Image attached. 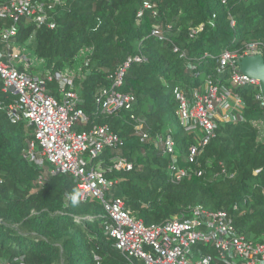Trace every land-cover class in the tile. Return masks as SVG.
<instances>
[{
	"label": "trees",
	"instance_id": "16d2710c",
	"mask_svg": "<svg viewBox=\"0 0 264 264\" xmlns=\"http://www.w3.org/2000/svg\"><path fill=\"white\" fill-rule=\"evenodd\" d=\"M142 1L61 0L52 12L54 29L21 19L8 46L26 48L29 74L75 75L79 108L88 121L73 129L86 132L107 125L121 138L120 149L104 151L102 165L110 166L113 155L132 163L131 171H107L106 178L115 182L109 196L122 198L136 219L145 225L184 220L192 207L201 205L226 211L239 232L258 241L264 235V140L255 122L264 113L254 100L257 90L231 87L227 74L218 72V59L224 51L241 52L264 41V0H149L157 14L145 11L136 20ZM5 2L0 0V5ZM10 25L9 19L0 18V32ZM153 26L164 33L163 39L151 35ZM4 50L0 43V52ZM138 55L145 62L130 64L118 91L135 96L131 113L145 121L152 137L172 135L177 165L191 168L178 183L170 181V159L134 135L130 112L108 117L94 103L97 91L111 85L108 76ZM34 62L37 66L32 67ZM17 69L24 70L21 65ZM206 82L224 86L242 100V121L218 123L215 138L190 165L184 157L195 140L179 123L178 95ZM49 87L54 89L53 84ZM11 98L2 92L0 81V104ZM31 139V127L11 124L0 111V260L143 264L127 259L105 235L111 223L99 200L80 201L70 175H51L48 163L44 170L25 159Z\"/></svg>",
	"mask_w": 264,
	"mask_h": 264
},
{
	"label": "built area",
	"instance_id": "2783aa9c",
	"mask_svg": "<svg viewBox=\"0 0 264 264\" xmlns=\"http://www.w3.org/2000/svg\"><path fill=\"white\" fill-rule=\"evenodd\" d=\"M61 4V0H6L0 5V18L11 21V25L0 32V43L5 45V50L0 52V81L2 92L13 96L7 105L0 104V111L5 112L11 124L23 122L32 128L33 139L27 142L25 159L44 170L48 163L51 175H70L80 201L99 200L111 223L104 233L127 259L143 264H264V235L258 241L246 237L236 229L232 216L226 211H210L196 205L187 219L145 225L130 214L122 198L109 196L115 182L106 178V172L132 170V163L120 155L108 159L110 166L104 168L102 165L104 151L120 149L121 138L107 125L86 132L74 131L76 124L88 121L79 108L82 101L75 91V76L67 72L28 74L18 71L13 63L25 60L8 46L18 33L17 24L21 19L54 29L52 12ZM145 11L157 14L153 4L143 0L136 20L142 18ZM230 23L233 25L232 21ZM163 34L157 26L152 27L151 35L163 39ZM193 34L192 31L191 36ZM252 55L264 57V41L248 44L241 52L224 51L218 59V72L227 74L231 87L257 90L254 100L264 113V98L258 81L240 73L238 67L241 58ZM142 62L145 59L141 55L128 57L108 76L111 85L97 91L94 103L104 116L130 112L134 135L141 143H151L154 149L170 159V181L178 183L190 175L191 168L177 165L172 135L165 133L152 137L145 121L131 113L135 96L118 91L130 64ZM51 84L53 90L49 87ZM243 108L239 97L224 86L209 82L189 94L180 92L178 119L185 132L195 140L186 150L185 162L196 163L202 149L215 138L218 123L242 121ZM195 174L202 176L203 171L196 170ZM80 220L75 217V221ZM0 264L11 263L0 260Z\"/></svg>",
	"mask_w": 264,
	"mask_h": 264
},
{
	"label": "water",
	"instance_id": "95a60500",
	"mask_svg": "<svg viewBox=\"0 0 264 264\" xmlns=\"http://www.w3.org/2000/svg\"><path fill=\"white\" fill-rule=\"evenodd\" d=\"M240 73L258 81L264 98V58L260 55L245 56L238 61Z\"/></svg>",
	"mask_w": 264,
	"mask_h": 264
},
{
	"label": "rangeland",
	"instance_id": "374dc122",
	"mask_svg": "<svg viewBox=\"0 0 264 264\" xmlns=\"http://www.w3.org/2000/svg\"><path fill=\"white\" fill-rule=\"evenodd\" d=\"M12 46V45H11ZM12 50L14 51V52H17V53H19L22 57H23V59L25 60V61H19V62H14L13 63V65L17 68V66L18 65H21L23 68H24V70L26 69V67H27V63H26V61H28V59H30V57L27 55V50H26V48H24V47H20V46H12ZM35 66H37L36 65V63L34 62V63H32V67H35ZM69 74H72V73H69ZM73 75V74H72ZM75 76V75H74ZM179 120V119H178ZM179 123H180V121H179ZM255 125L257 126V128H258V130H259V138H260V140L261 141H263L264 140V118H262L260 121H258V122H255Z\"/></svg>",
	"mask_w": 264,
	"mask_h": 264
},
{
	"label": "bare ground",
	"instance_id": "6f19581e",
	"mask_svg": "<svg viewBox=\"0 0 264 264\" xmlns=\"http://www.w3.org/2000/svg\"><path fill=\"white\" fill-rule=\"evenodd\" d=\"M264 58V57H263ZM26 63L28 64V61H26ZM17 69V68H16ZM18 70V69H17ZM19 71V70H18ZM25 71V70H23ZM26 72V71H25ZM27 73V72H26ZM29 74V73H28ZM38 74H44V73H38Z\"/></svg>",
	"mask_w": 264,
	"mask_h": 264
}]
</instances>
